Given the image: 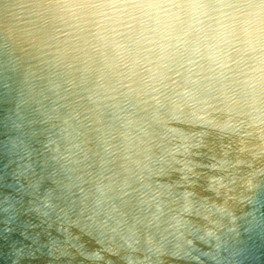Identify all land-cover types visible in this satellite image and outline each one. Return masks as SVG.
<instances>
[{
	"label": "water",
	"instance_id": "obj_1",
	"mask_svg": "<svg viewBox=\"0 0 264 264\" xmlns=\"http://www.w3.org/2000/svg\"><path fill=\"white\" fill-rule=\"evenodd\" d=\"M0 264H264V0H0Z\"/></svg>",
	"mask_w": 264,
	"mask_h": 264
}]
</instances>
